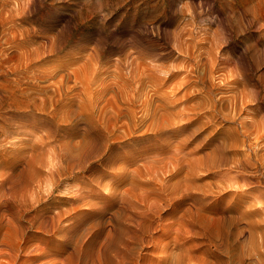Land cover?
Masks as SVG:
<instances>
[{
	"label": "rangeland",
	"instance_id": "rangeland-1",
	"mask_svg": "<svg viewBox=\"0 0 264 264\" xmlns=\"http://www.w3.org/2000/svg\"><path fill=\"white\" fill-rule=\"evenodd\" d=\"M263 134L264 0H0L18 264H264Z\"/></svg>",
	"mask_w": 264,
	"mask_h": 264
},
{
	"label": "bare ground",
	"instance_id": "bare-ground-1",
	"mask_svg": "<svg viewBox=\"0 0 264 264\" xmlns=\"http://www.w3.org/2000/svg\"><path fill=\"white\" fill-rule=\"evenodd\" d=\"M210 36V35H209ZM219 46V45H218ZM235 64V63H234ZM205 68V67H204ZM209 70H210V68H208ZM247 70V69H246ZM208 71V70H207ZM250 71V70H249ZM210 73V72H209ZM215 74V73H214ZM221 78V77H220ZM239 79V78H238ZM237 80V79H236ZM240 81V80H239ZM242 82V81H241ZM229 83V82H228ZM236 82H233V84H235ZM238 84H240V82L239 83H237V86H238ZM242 84V83H241ZM215 85V84H214ZM244 85V84H243ZM232 86V85H231ZM240 86H242V85H240ZM245 86V85H244ZM247 86V85H246ZM234 87V86H233ZM243 87V86H242ZM210 88V87H209ZM232 88V87H231ZM235 88H238V87H235ZM235 88L233 89V90H235ZM243 88H245L244 89V91L248 88H246V87H243ZM242 88V89H243ZM213 89V88H212ZM239 89V88H238ZM242 89H240V90H242ZM231 90V89H230ZM237 90V89H236ZM236 90H235V92H236ZM252 90H254V89H252ZM232 91V90H231ZM248 91H249V89H248ZM258 90H255V93L257 92ZM215 92V91H214ZM243 92V91H242ZM239 94L240 92L238 91V92H236V93H234L235 95L236 94ZM245 93V95H247V93L246 92H244ZM243 93V94H244ZM249 93H250V91H249ZM251 93H253V94H251V95H253L254 97L253 98H251L250 100H253V99H255V101H256V99H257V97H259V96H257L255 93H254V91L252 92L251 91ZM233 94V97L235 96ZM259 94V93H258ZM242 95V94H241ZM240 95V96H241ZM245 95H243V96H245ZM236 96H238V95H236ZM248 96H249V94H248ZM231 98H232V96H231ZM237 98V97H236ZM236 98H232L231 100L234 102V100L236 99ZM246 96H245V100H246ZM250 98V97H249ZM215 99H216V97H215ZM243 100H244V98H242ZM229 100H230V98H229ZM243 100H242V102L241 101H239V99H238V101L239 102H241V103H245L246 101L248 102L249 101V99L248 100H246L245 102H243ZM258 100V99H257ZM232 102V103H233ZM247 102H246V104H247ZM252 102V101H251ZM256 102H259V101H256ZM234 103H237V100L234 102ZM249 104V103H248ZM237 105H238V103H237ZM236 105V106H237ZM232 106V105H231ZM234 106V105H233ZM238 107V106H237ZM246 107V106H245ZM241 108V107H240ZM243 108V107H242ZM237 109H239V107L238 108H236V110ZM246 109V108H245ZM235 110V109H234ZM237 112V111H236ZM236 112H235V115L234 116H236L237 114H236ZM224 119V118H223ZM246 122V121H245ZM242 123V122H241ZM241 123H240V125H241ZM247 123V122H246ZM239 124V123H238ZM244 124V123H243ZM242 124V125H243ZM241 125V126H242ZM250 125H252V124H250ZM243 126H246V125H243ZM252 126H254V125H252ZM256 126H257V124H256ZM260 126V125H259ZM244 128V127H243ZM246 128V127H245ZM253 128H256V127H253ZM247 129V128H246ZM245 129V130H246ZM258 129V128H257ZM259 129H260V127H259ZM242 130V129H241ZM261 130V129H260ZM243 131V130H242ZM258 131V130H257ZM250 132V131H249ZM249 132H248V134H249ZM260 132V131H259ZM258 133V132H257ZM257 135V134H256ZM260 136H262V135H260ZM263 137H264V134H263ZM260 138H262V137H260ZM258 140V139H257ZM261 147V146H260ZM245 148V147H244ZM251 152V151H250ZM241 162V161H240ZM241 171V170H240ZM240 176V175H239ZM229 180V179H228ZM252 181V180H251ZM235 182V181H234ZM231 186L233 185V184H230ZM230 189V188H229ZM241 189V188H240ZM55 219H53L52 218V220H51V222L49 221V220H47L46 222H43V225L45 226V227H47V226H49V224L51 225L52 223H53V221H54ZM55 222V221H54ZM5 242V241H4ZM4 243L2 242V245H3ZM5 245V247H1V249H0V251L3 253V255H4V257H0V258H5V255H6V260H7V263L9 262V264H18L19 263V253L17 252L18 250H15L13 247H11L12 245H9L7 242L4 244ZM17 247H19V246H17ZM17 247H16V249H17ZM24 246H22V248H23ZM21 248V249H22ZM26 248V247H25ZM28 248V247H27ZM27 250V249H26ZM36 252V251H35ZM161 252V251H160ZM32 253H34L33 251L30 253V254H32ZM39 254H40V252H38ZM128 253H130V251H124V250H118V251H114V249H113V241L112 240H110L109 239V241L107 240L106 241V243H105V245L101 248V251L99 252V255H98V258H96V261H94V263H96V264H125V261H126V257H128L129 255H128ZM159 253V252H158ZM39 254H34V256L32 255L31 257H29L28 259H37V256L38 257H40V255ZM140 255H141V257H143V258H145L146 257V255L145 254H143V253H140ZM164 255H165V261H163V262H161V259L160 258H158L155 262H152L151 264H187L186 262H185V260L182 258V255L181 254H177V253H175L174 251H164ZM0 256H2L1 254H0ZM185 256V255H184ZM115 257L118 259V262L119 263H114V260H115ZM158 257H160V256H158ZM189 258H191V256H189ZM97 259H98V261H97ZM5 260V259H4ZM23 260V259H22ZM32 261V260H31ZM5 262V261H4ZM161 262V263H160ZM3 263V261L1 262V264ZM29 263V262H28ZM6 264V263H5ZM20 264H26V261L24 260V261H22V263L20 262ZM139 264V263H138Z\"/></svg>",
	"mask_w": 264,
	"mask_h": 264
}]
</instances>
